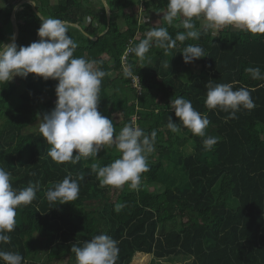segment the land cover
<instances>
[{"label": "trees", "instance_id": "obj_1", "mask_svg": "<svg viewBox=\"0 0 264 264\" xmlns=\"http://www.w3.org/2000/svg\"><path fill=\"white\" fill-rule=\"evenodd\" d=\"M105 2L111 8L108 28L102 2L96 7L92 0H34L41 16L68 22V35L78 44L74 56L94 61L107 73L98 110L113 121L116 134L131 124L134 114L145 133L156 131L149 170L136 189L128 184L101 187L92 165L106 166L119 158L115 145L101 146L97 157L81 156L76 163L53 161L47 155L51 146L38 128L39 118L55 106L57 81L30 74L0 84V167L11 173L14 190L30 182L38 185L36 198L16 209L10 243L0 244V250L19 253L22 264H75L73 244L81 246L106 234L117 241L115 264H173L174 260L175 264H264V80L245 72L259 67L264 73V34L199 29V19L193 18L199 39L177 41L167 55L154 42L143 60L131 54L128 65L139 77L138 96L120 66L129 40L134 39V47L153 27H166L173 38L184 29L178 20L171 26L139 25L141 5L166 12L167 0ZM22 6L16 14L18 47L38 39L40 23L30 4ZM13 7L10 4L6 13L8 28L0 27V43L13 35ZM126 10L131 15L124 18L125 30L120 31L114 17ZM87 36L98 38L92 41ZM189 44L202 47L207 57L185 64L181 54ZM173 61L198 71L183 81L174 74ZM210 80L231 83L234 90L248 88L255 107L242 108L234 119H228L227 112L208 109L205 85ZM177 97L190 100L196 111L207 116L205 137L180 126L170 107ZM169 116L181 127L179 133L167 128ZM207 136L218 138L212 150L203 146ZM154 154L173 163L180 178L168 176L163 165L153 161ZM66 176L78 182V198L49 203L45 193ZM152 184H162L163 189L151 193Z\"/></svg>", "mask_w": 264, "mask_h": 264}, {"label": "clouds", "instance_id": "obj_2", "mask_svg": "<svg viewBox=\"0 0 264 264\" xmlns=\"http://www.w3.org/2000/svg\"><path fill=\"white\" fill-rule=\"evenodd\" d=\"M34 4V0H30ZM0 7H4L0 0ZM106 10L111 8L105 2ZM203 18V28L213 32L224 26H233L250 34H264V0H167V9L162 22L172 25L180 20L173 38L166 27L151 28L146 38L128 49L140 60L150 51L153 42L165 54L176 46L177 41L199 39L201 32L194 19ZM38 39L27 46H17L15 36L9 43H0V84L6 85L14 78L34 77L57 81L55 106L40 119L38 132L51 147L47 155L57 163H76L83 157H97L101 146L115 145L119 158L106 166L92 165L101 187L120 188L125 184L132 189L140 186L142 174L149 170L148 157L155 151L156 131L145 133L139 126L126 124L116 134L113 121L98 110L100 90L107 73L95 66L94 61L75 57L78 44L68 35L69 24L65 20L43 17L39 14ZM185 64L207 57L204 49L196 44L187 45L182 51ZM252 79L264 80L259 67L246 68ZM125 77L139 80L130 65L123 68ZM205 105L208 109H219L234 119L236 112L255 107L251 92L246 87L234 90L233 84H218L209 81L206 85ZM174 116L180 126L194 136L205 137L210 121L205 114L196 111L190 100L177 97L170 101ZM169 116L167 128L179 133L181 127ZM217 137L207 136L202 143L206 150H212ZM75 152V155H74ZM11 173L0 167V244L10 243L15 227L16 209L28 205L36 198L38 185H29L14 190L10 183ZM79 184L66 176L46 193L49 203L65 204L79 196ZM122 205H117L119 211ZM70 251L75 264H115L118 256L117 241L106 234L94 236L81 246L73 244ZM3 264H22L23 257L16 252L0 250Z\"/></svg>", "mask_w": 264, "mask_h": 264}, {"label": "crops", "instance_id": "obj_3", "mask_svg": "<svg viewBox=\"0 0 264 264\" xmlns=\"http://www.w3.org/2000/svg\"><path fill=\"white\" fill-rule=\"evenodd\" d=\"M21 1L23 0H3V4H5L6 2L7 3H10L12 5H16L17 3H21ZM101 2L100 0H93V4L96 6V7H99L98 3ZM24 8V6H21L18 11L15 13L14 17L16 19V14L18 12H20L22 9ZM3 9V7H0V10ZM98 9V8H97ZM165 14V12H155L154 11V7L153 6H148V7H145L144 5H142V9L140 8L139 9V25H143L145 26L146 28H150V27H153V26H158L162 23V16ZM131 15V12L129 10H126L124 12V14L121 16H115L114 17V20L115 22L118 24L119 28H120V31H124L125 30V24H124V18L127 16H130ZM3 19L2 23L0 24L2 26H4V17H0V22L1 20ZM12 19V16H10V20ZM178 26L180 25L181 21L178 19ZM205 21L203 20V18H200L199 19V29H203V25H204ZM5 28H8L7 26H5ZM239 31V29L233 27V26H224L223 28H221L220 30L218 31ZM217 32V31H215ZM147 34V33H146ZM6 42L9 41V35L6 36ZM174 62V67H173V71H174V74H176L177 76H179L183 81H186L188 78H189V74L190 72H194V70L197 69V67L195 66H185L183 65L182 63L180 62H177V61H173ZM183 70V72H185V76H186V72L188 73L187 74V77L184 78L183 75H178L177 74V70L179 69ZM182 67V68H181ZM193 69V70H192Z\"/></svg>", "mask_w": 264, "mask_h": 264}, {"label": "rangeland", "instance_id": "obj_4", "mask_svg": "<svg viewBox=\"0 0 264 264\" xmlns=\"http://www.w3.org/2000/svg\"><path fill=\"white\" fill-rule=\"evenodd\" d=\"M92 1H93V0H92ZM52 2H53V1H52ZM9 5H10V3H7V2H6V3L4 4L3 9H1L2 12H3L4 24H5V25H6V23H7V20H6V13H7V9H8V7H9ZM12 10H13V9H12ZM2 21H3V19L1 20L0 24L2 23ZM5 25H4V26H5ZM0 26H1V25H0ZM7 26H9V25H7ZM181 68H182V67H181ZM192 70H193V69H192ZM197 71H198V68H197L196 70H194V72H197ZM177 74H178V75H183L184 78H186L188 73L186 72V76H185V72H183V70H181L180 67H179V69L177 70ZM113 75H114V73H113ZM111 77L113 78L114 76H111ZM11 104L13 105V106H12L13 108L16 107V103H11ZM153 161H154L155 163H158V162L161 163V164L163 165L165 171L167 172L168 176L173 177V178H175V179L180 178V172L174 168L173 163H169L168 161H166V159H163L162 157L160 158V157L158 156V154H154ZM162 189H163V185H162V184H152V185L148 186V190H149V192L154 193V194H156L157 192L161 191ZM172 262H173V261H172ZM175 263H176V260H174V263H173V264H175Z\"/></svg>", "mask_w": 264, "mask_h": 264}, {"label": "water", "instance_id": "obj_5", "mask_svg": "<svg viewBox=\"0 0 264 264\" xmlns=\"http://www.w3.org/2000/svg\"><path fill=\"white\" fill-rule=\"evenodd\" d=\"M102 2V4L105 6V0H100ZM24 4H30L31 5V9L32 11L39 17V14L40 12L36 10V4L35 6L33 4L30 3L29 0H23L21 1V3H17L14 7H13V10L11 11V16H12V19H11V27H12V31H13V35L15 36V43L17 41V38H18V27H17V22H16V19L14 17L15 13L18 11V9L24 5ZM41 15V14H40ZM110 14H109V11L106 10V22H107V28H108V25H109V22H110ZM73 27H76L77 29L81 30L80 27L76 26V25H72ZM107 28L105 31H103L99 36H102L103 34H105L107 32ZM12 35V36H13ZM90 40L92 41H95L97 40L98 37H89L87 36ZM11 41H8V42H5V44L9 43Z\"/></svg>", "mask_w": 264, "mask_h": 264}, {"label": "built area", "instance_id": "obj_6", "mask_svg": "<svg viewBox=\"0 0 264 264\" xmlns=\"http://www.w3.org/2000/svg\"><path fill=\"white\" fill-rule=\"evenodd\" d=\"M140 8L142 9V5L140 6ZM133 42H134V39H130L122 56L120 57V66H121V69H122V72H123V68L124 66L127 64L128 65V60L130 59V56H131V52L128 51V49L130 47H133ZM129 83L131 85V87L136 91L137 95L139 96L140 93H141V88H140V83H139V80L138 79H135V78H129ZM137 110V108H136ZM138 116L136 114H134L132 117H131V124L134 125V126H138L137 122H138Z\"/></svg>", "mask_w": 264, "mask_h": 264}]
</instances>
